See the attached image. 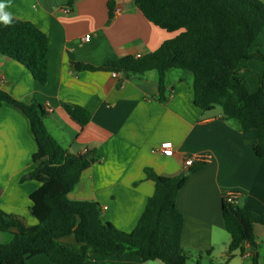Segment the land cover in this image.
<instances>
[{
    "label": "crops",
    "instance_id": "0c3cea01",
    "mask_svg": "<svg viewBox=\"0 0 264 264\" xmlns=\"http://www.w3.org/2000/svg\"><path fill=\"white\" fill-rule=\"evenodd\" d=\"M4 2L10 5L6 11L13 18L34 24L47 36L48 72L47 84L42 86L17 61L0 56V89L16 101L36 102L45 110L50 107L44 124L55 140L69 153L96 151L100 158L82 175L69 200L99 204L104 222L130 233L156 189L147 171L175 178L190 168L185 164L187 156L202 157L205 169L190 174L177 196L184 218L182 247L190 256L187 264H255L256 260L264 264V227L255 228L256 249L244 243L229 256L231 235L222 217L224 195L229 192L238 194L239 207L264 215V162L255 147L258 131L241 132L238 122L223 119L221 108H197L190 72L168 71L162 100L157 71L116 76L77 68L78 64L101 67L127 56L153 53L176 33L154 26L133 0H79L73 6L69 0ZM87 36L89 41L84 40ZM257 43L264 51V36ZM263 71L256 60L241 66V74L252 81L251 89ZM64 105L82 107L91 118L89 123L79 127ZM34 138L26 115L3 103L0 209L32 227L38 222L30 211V195L40 186L30 177L37 152ZM165 140L174 143L173 157L156 152ZM11 240L9 232H0V247ZM65 241L74 243L72 238ZM87 262L164 264L144 263L138 256L97 253H89ZM26 264L53 262L38 255Z\"/></svg>",
    "mask_w": 264,
    "mask_h": 264
},
{
    "label": "trees",
    "instance_id": "16d2710c",
    "mask_svg": "<svg viewBox=\"0 0 264 264\" xmlns=\"http://www.w3.org/2000/svg\"><path fill=\"white\" fill-rule=\"evenodd\" d=\"M78 1L69 0V4L73 6ZM133 1L154 26L176 36L140 58L127 56L101 67L78 64V70L129 75L157 71L162 100L168 71L190 72L194 75L195 106L202 111L219 107L223 119L238 122L241 132L257 130L256 152L264 162V71L255 89L241 74L242 63L251 60L260 62L264 70V51L257 43L264 36V2ZM48 50L47 36L34 24L15 18L9 26L0 23V56L17 61L42 86L47 84ZM3 103L15 107L30 121L37 145L30 177L40 186L30 195L36 226H28L0 209V232L12 235L11 242L0 247V264H26L38 255L47 256L53 264H88L89 253L120 258L138 256L144 263L187 264L190 256L182 247L184 218L177 207V196L190 174L205 169V162L195 163L175 178L147 171V177L156 184L154 195L134 231L125 233L103 221L99 204L68 198L82 175L99 161L97 152L80 155L64 149L46 129L44 119L48 113L38 103L16 101L0 89V106ZM64 109L79 127H85L91 119L82 107L64 105ZM222 217L231 235L229 256L244 243L256 249L255 228L264 227V215L223 201ZM68 238L74 243L66 242Z\"/></svg>",
    "mask_w": 264,
    "mask_h": 264
},
{
    "label": "built area",
    "instance_id": "2783aa9c",
    "mask_svg": "<svg viewBox=\"0 0 264 264\" xmlns=\"http://www.w3.org/2000/svg\"><path fill=\"white\" fill-rule=\"evenodd\" d=\"M71 9L67 10V13H70ZM117 12H119V10H117ZM84 40L89 41L90 40V36H87L84 38ZM140 58V57H137ZM116 76L118 75L117 73L115 74ZM47 113L52 112L51 108H47L46 110ZM174 143L170 140H165L163 142H161V144L158 146V148L156 149V152L164 155V156H169V157H173L174 156ZM197 162H202V157H192V156H187L185 158V164L188 167H192L195 163ZM238 194L234 193V192H229L226 193L224 195V201H227L229 203H233L234 205H238L239 204V200H238Z\"/></svg>",
    "mask_w": 264,
    "mask_h": 264
},
{
    "label": "clouds",
    "instance_id": "9594fccd",
    "mask_svg": "<svg viewBox=\"0 0 264 264\" xmlns=\"http://www.w3.org/2000/svg\"><path fill=\"white\" fill-rule=\"evenodd\" d=\"M9 4H6L4 0H0V23L5 26H9L13 22V15L12 13L6 11L9 7Z\"/></svg>",
    "mask_w": 264,
    "mask_h": 264
},
{
    "label": "rangeland",
    "instance_id": "374dc122",
    "mask_svg": "<svg viewBox=\"0 0 264 264\" xmlns=\"http://www.w3.org/2000/svg\"><path fill=\"white\" fill-rule=\"evenodd\" d=\"M248 81H249V82H248L249 85L252 86V85H251V84H252V81H250V80H248ZM217 109H220V108L218 107Z\"/></svg>",
    "mask_w": 264,
    "mask_h": 264
}]
</instances>
